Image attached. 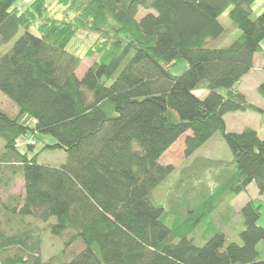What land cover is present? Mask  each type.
Returning <instances> with one entry per match:
<instances>
[{
    "label": "trees",
    "instance_id": "obj_1",
    "mask_svg": "<svg viewBox=\"0 0 264 264\" xmlns=\"http://www.w3.org/2000/svg\"><path fill=\"white\" fill-rule=\"evenodd\" d=\"M255 1L58 0L73 18L43 20L47 0L23 11L0 0V44L26 30L0 57V91L18 107L15 116L0 110V264H264L261 202L241 209L242 243L216 227L201 244L195 236L253 181L264 195V138L252 128L227 132L225 119L253 111L264 126V106L240 88L263 52ZM227 10L241 35L208 47L227 32L219 21ZM35 24L39 35L28 31ZM79 31L98 37L82 79L84 58L70 50ZM183 60L188 68L172 74ZM257 91L264 102V80ZM29 132L52 136L56 143L42 149H64L66 163L43 165L21 152ZM217 133L233 158L196 157L166 187L176 171L160 159L175 142L188 134L192 158ZM17 177L23 196L6 193ZM47 231L81 250L70 261H44Z\"/></svg>",
    "mask_w": 264,
    "mask_h": 264
},
{
    "label": "rangeland",
    "instance_id": "obj_2",
    "mask_svg": "<svg viewBox=\"0 0 264 264\" xmlns=\"http://www.w3.org/2000/svg\"><path fill=\"white\" fill-rule=\"evenodd\" d=\"M33 0H16V7L23 11L31 6ZM47 12L43 20L47 18L59 19V20H69L73 18V13H65L66 7L59 4L58 0H47ZM254 16L259 15L264 11V0H256L253 4ZM68 14V16H67ZM141 17L146 14L145 11L141 10ZM219 21L226 28V33L218 39H209L207 45L208 47L219 48L224 47L235 41L240 35L241 31L237 28L229 17V10L224 12L220 17ZM30 33L34 35H39L37 24L32 25L29 30ZM26 32L25 29L21 28L15 37L7 44H0V57L11 50L14 42ZM97 35H89L85 31H79L77 37L70 44V50H73L78 56L84 58L82 64L77 69V76L82 79L85 73L88 71L89 67L93 63V59L85 58V52L87 48L93 44L97 39ZM77 41V42H76ZM263 52L256 54V60L253 72L245 75L240 84L241 90L245 91L249 99L256 103L261 96L257 91V86L264 80V40L262 43ZM76 49V50H75ZM188 68V61L183 60L177 65L172 67L171 72L174 75L182 74ZM201 97L205 96L201 94L200 91L197 92ZM257 104V103H256ZM0 110L6 112L11 116H15L18 113L17 105L9 99L3 92L0 91ZM227 122V132H242L247 128L255 129L259 132L260 136L264 138V126L261 124L263 115L258 112L246 111V112H231L225 116ZM190 133V132H189ZM188 134L183 135L178 139L177 142L162 156L160 163L163 165H172L175 168V173L168 182L170 186L174 184L176 178L179 175L181 169L186 166L191 167L194 163V158L203 156L206 158L213 159H223L229 160L233 158L232 152L225 143L222 135L217 133L213 138L205 144L203 147L199 148L192 158H187L185 156V138ZM34 143L35 147L30 150L28 149V144ZM56 140L49 135L37 134L34 135L29 132L28 135L23 136L18 141V149L21 152L28 153L29 156H34L38 154V162L43 165H49L52 167H59L67 161V152L64 149H42L45 144L54 145ZM4 147V142L0 139V152ZM206 175L210 176L209 172ZM214 184L213 180H210ZM1 189V186H0ZM12 193L16 195H24V180L21 177H17L15 181H12L8 186L6 193ZM162 195V190L158 192ZM227 202L222 204L221 211L212 213L203 223L201 230L195 235L196 241L201 244L204 242V233L212 231L211 227H216L227 234L229 241H234L237 243H242L240 233L244 229L243 217L241 214L242 207L250 200H255L257 204L261 202L263 205L262 216L260 218L259 224L264 227V195L261 196L258 192L256 182L253 181L247 191H244L238 195H230L226 198ZM228 203L230 208L228 210ZM39 226H43L41 221L36 222ZM80 243H76L73 246L66 244L63 238L54 236L49 231L43 234V244H42V258L44 261H49L50 259L57 258L60 261H70L74 252L81 250L79 247ZM264 244H262L263 246ZM261 246V247H262Z\"/></svg>",
    "mask_w": 264,
    "mask_h": 264
},
{
    "label": "crops",
    "instance_id": "obj_3",
    "mask_svg": "<svg viewBox=\"0 0 264 264\" xmlns=\"http://www.w3.org/2000/svg\"><path fill=\"white\" fill-rule=\"evenodd\" d=\"M255 60H256V55H255ZM253 70H254V68L251 70V72H253ZM251 72H250V73H251ZM197 92H198V91H197ZM197 92H196V94L199 95ZM200 93L203 94L204 91H200ZM256 103H257V105L260 106V107L264 106V102H263L262 99H259L258 102H256ZM258 133H259V132H258ZM258 192H259V191H258Z\"/></svg>",
    "mask_w": 264,
    "mask_h": 264
}]
</instances>
